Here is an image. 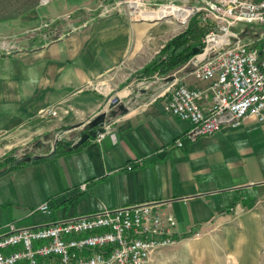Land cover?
<instances>
[{"label":"crops","instance_id":"crops-1","mask_svg":"<svg viewBox=\"0 0 264 264\" xmlns=\"http://www.w3.org/2000/svg\"><path fill=\"white\" fill-rule=\"evenodd\" d=\"M97 4L0 0V158L27 149L30 157L47 156L51 147L42 148L57 130L78 139L106 111L108 98L128 108L110 118L101 138L1 175L0 229L152 202L175 217L178 234L196 230L208 238L223 225L230 238L251 239L253 253L261 255L264 124L249 118L168 149L190 122L172 115L162 99L132 101L137 89L124 83L157 58L155 28L125 11L92 18ZM161 13L172 15L173 7ZM45 20L55 24L28 33ZM190 70L179 67L176 76L192 88L207 84ZM50 107L57 114L43 120L40 110ZM37 141L42 147H29ZM44 202L49 214L38 210Z\"/></svg>","mask_w":264,"mask_h":264},{"label":"built area","instance_id":"built-area-1","mask_svg":"<svg viewBox=\"0 0 264 264\" xmlns=\"http://www.w3.org/2000/svg\"><path fill=\"white\" fill-rule=\"evenodd\" d=\"M125 2L141 18L144 11H156L147 9V0H98L91 17L109 15ZM180 2L163 7L188 12L180 22L184 26L199 16L205 28L199 52L181 69L190 68L198 82L207 84L192 88L178 79L176 70L166 76L157 73L137 81L132 101L162 99L172 115L190 122L168 149L182 148L224 127L236 128L249 118L264 124V0ZM51 23L42 21L35 29ZM56 114L54 107L39 112L43 117ZM102 135L97 134L98 139ZM157 206L145 202L104 207L24 227L7 222L0 229V264H147L153 252L175 244L177 238L201 235L196 230L176 233L175 217ZM38 210L49 214V202Z\"/></svg>","mask_w":264,"mask_h":264},{"label":"rangeland","instance_id":"rangeland-1","mask_svg":"<svg viewBox=\"0 0 264 264\" xmlns=\"http://www.w3.org/2000/svg\"><path fill=\"white\" fill-rule=\"evenodd\" d=\"M15 2L16 0H12ZM40 1V0H39ZM147 9L159 11L164 5L167 4H182L179 0H147ZM44 5V4H43ZM119 10L115 11H125L129 16H133V19H142L147 20L152 23L153 33H157V58L165 57L167 54L164 53L166 45L186 31L187 26L182 25L175 17H159L162 19H146L138 17V15L132 13V9L129 6L128 2H125L120 5ZM174 10V7H173ZM177 10L175 13L177 14ZM113 12V11H112ZM111 12V13H112ZM132 13V15H131ZM100 17V16H95ZM238 26L235 28L236 31H239ZM61 29V28H60ZM60 29L56 26V35L60 32ZM32 31V32H31ZM28 33H34L38 29H32ZM35 31V32H34ZM201 38V37H200ZM156 58V59H157ZM155 60V59H154ZM148 65V64H147ZM160 74L156 71L153 74H143L141 71L135 72L130 78L124 81V83L130 84L137 89V81L143 80L145 78L151 77L154 74ZM164 76V75H163ZM126 84V85H127ZM120 85L119 87H123ZM110 99V98H108ZM50 116H45L43 120H47ZM66 130H57L55 134L49 137V141L46 143L47 147H43L42 150L52 151L57 143L62 140H73L76 141V132H71L70 130L63 133ZM45 139V138H44ZM43 139V140H44ZM47 141V140H46ZM41 144V141L31 143L29 145L32 148L34 145ZM42 147V144H41ZM24 152H28V149ZM23 155V153H22ZM16 157H20L17 155ZM225 226L219 227L215 232L211 233V237L205 238L203 236L194 237L192 235H187L182 238H177L175 244L164 247L153 252L150 260L147 264H264V247L262 249L261 255H255L253 252L252 240L247 237H242L241 240L236 238H230L226 235L223 230ZM218 233V234H217ZM217 234V235H215ZM215 235V237H213ZM238 251L237 254L235 252Z\"/></svg>","mask_w":264,"mask_h":264},{"label":"trees","instance_id":"trees-1","mask_svg":"<svg viewBox=\"0 0 264 264\" xmlns=\"http://www.w3.org/2000/svg\"><path fill=\"white\" fill-rule=\"evenodd\" d=\"M51 24H55V22ZM204 34L205 28L202 25L199 16L193 17L190 20L186 31L171 40L166 45L164 53L167 55L153 60L151 63L146 65L141 72L143 74H153L158 71L164 76L172 74L177 68L183 66L189 62L191 58H193L194 48L201 46ZM77 137L78 135L75 136V138ZM74 140L75 139L59 141L55 148L50 151L47 156L43 157L39 156L26 159V156H30L28 152H24L20 157L4 155L0 158V176L10 170L23 166L25 163L39 162L44 158L64 155L69 152V148L75 142Z\"/></svg>","mask_w":264,"mask_h":264},{"label":"water","instance_id":"water-1","mask_svg":"<svg viewBox=\"0 0 264 264\" xmlns=\"http://www.w3.org/2000/svg\"><path fill=\"white\" fill-rule=\"evenodd\" d=\"M199 50V47L194 48V55L197 54ZM127 112L128 108L125 106V104L118 98H114L113 101L108 104L106 111L97 114L83 127L79 138L71 145L69 150L76 149L90 138H95L97 134L103 133L105 131V125L109 122L110 118L115 117L118 113L125 114ZM78 126L79 124L77 125V127ZM30 158V156H26V159Z\"/></svg>","mask_w":264,"mask_h":264},{"label":"bare ground","instance_id":"bare-ground-1","mask_svg":"<svg viewBox=\"0 0 264 264\" xmlns=\"http://www.w3.org/2000/svg\"><path fill=\"white\" fill-rule=\"evenodd\" d=\"M135 8H137V5H135L134 6ZM163 8H165V7H162L158 12H157V14H156V12H154V11H152V12H141L142 13V16L144 17V18H146V19H157L156 18V16H158L159 15V17H165V16H163L162 15V9ZM177 8H175V10H176ZM175 10H173L174 11V13L172 14V15H169V16H166V17H170V16H173V17H175L179 22H183L184 21V19H185V17H186V15H187V13L188 12H184V11H182V10H177V14L175 13Z\"/></svg>","mask_w":264,"mask_h":264}]
</instances>
